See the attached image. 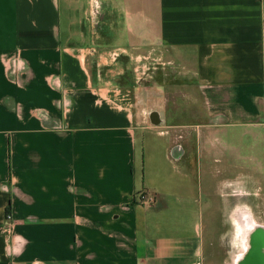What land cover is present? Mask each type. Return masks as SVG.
I'll use <instances>...</instances> for the list:
<instances>
[{"label":"crops","instance_id":"1","mask_svg":"<svg viewBox=\"0 0 264 264\" xmlns=\"http://www.w3.org/2000/svg\"><path fill=\"white\" fill-rule=\"evenodd\" d=\"M145 129L169 138L137 167ZM205 174L218 236L264 226V0H0V264H202Z\"/></svg>","mask_w":264,"mask_h":264},{"label":"rangeland","instance_id":"2","mask_svg":"<svg viewBox=\"0 0 264 264\" xmlns=\"http://www.w3.org/2000/svg\"><path fill=\"white\" fill-rule=\"evenodd\" d=\"M139 75V84H141V82H143L144 84H151V68L143 76H141L142 74ZM142 78H144V80ZM120 80L122 84L118 86L120 87V97L122 98V100H126L127 102L133 104L132 107L135 111L137 109L139 110V107H141L140 109H147L149 113H152V92L148 91L145 92V94L143 93L142 95L141 91L139 92V90H134L132 85L134 80L136 79L134 75H131L130 73L128 75L123 74ZM166 92L167 91H165V93ZM183 92V90L180 91L177 96L183 97ZM195 108L198 109L199 107ZM188 120V127L183 126V124H185L183 121H177V123L165 121L160 126H154V124L150 123L151 120H148L149 123H147V125L150 129H156L157 131L167 132L168 130H172L174 128L176 129L175 133H185L187 130L188 132L190 131L191 127H189V125H191L192 128H195V126H198L199 123H201L199 117L196 118V116L192 115H190ZM157 131L146 129L143 131H137V146L139 152L137 160L138 162L136 165L137 167H139V162H141V158L139 159V155L140 157L142 156V149L145 158L150 159L153 153H157L160 149L166 146V142L168 141L169 137L166 135H158L157 133L159 132ZM141 133H145V135L142 136ZM227 134L230 136L236 133L214 132L213 136H218L221 138L222 136H224L226 139ZM228 145L236 146L237 151L235 150L231 152L230 147H227L222 153L220 150L219 152L221 153L224 164H233L234 167L241 165L245 166L246 164H248V160L247 158H245L247 157L249 151L247 138H243L242 136H240L239 140L234 139V142L231 143L230 141ZM139 147H141V149ZM218 147V145H215V148ZM237 152L239 154H237ZM216 155L218 156L217 153ZM174 177H177V174ZM202 180V186L204 190L202 196L204 212L202 215V219H199V227L201 226L200 235L205 240V248L202 258L203 260L201 261L202 264H235V259L237 261L236 264H264V229H259L257 227L253 229L251 223L249 224L248 222L247 215L245 213H240L243 215L239 216L237 234H233L231 236L229 235L228 237L227 235L223 234L221 236H218L219 229L217 228L218 225H220L219 222H225V219H218L219 221L216 226L217 220L214 215L215 211L213 208L215 198V183L208 174H205ZM210 184L212 185L210 186ZM239 205L240 207L243 205L245 206V203L239 202Z\"/></svg>","mask_w":264,"mask_h":264},{"label":"built area","instance_id":"3","mask_svg":"<svg viewBox=\"0 0 264 264\" xmlns=\"http://www.w3.org/2000/svg\"><path fill=\"white\" fill-rule=\"evenodd\" d=\"M137 196V199L139 202H142V203H152L154 201V196L153 195H150V194H147L145 192H138L136 194ZM6 220L9 222L8 224L11 225L13 222H12V217H11V214L10 213H7L6 214ZM12 226V225H11Z\"/></svg>","mask_w":264,"mask_h":264},{"label":"flooded vegetation","instance_id":"4","mask_svg":"<svg viewBox=\"0 0 264 264\" xmlns=\"http://www.w3.org/2000/svg\"><path fill=\"white\" fill-rule=\"evenodd\" d=\"M259 225H260V224H259ZM260 226H261L260 229H264V226H263L262 224H261ZM257 228H259V227H257ZM263 247H264V246H263ZM236 262H237V261H236V259H235V264H236Z\"/></svg>","mask_w":264,"mask_h":264},{"label":"water","instance_id":"5","mask_svg":"<svg viewBox=\"0 0 264 264\" xmlns=\"http://www.w3.org/2000/svg\"><path fill=\"white\" fill-rule=\"evenodd\" d=\"M264 248V247H263ZM259 264V263H258Z\"/></svg>","mask_w":264,"mask_h":264}]
</instances>
